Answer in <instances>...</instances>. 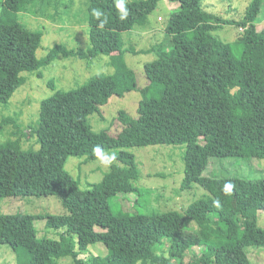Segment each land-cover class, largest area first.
<instances>
[{"label": "trees", "instance_id": "1", "mask_svg": "<svg viewBox=\"0 0 264 264\" xmlns=\"http://www.w3.org/2000/svg\"><path fill=\"white\" fill-rule=\"evenodd\" d=\"M159 1L175 3L176 8L164 26V48L161 43L141 51L153 53L154 60L144 66L147 85L140 90L136 119L127 121L120 112L123 124H131L116 138L96 133L88 122L96 107L137 88L124 56L139 52L127 47L122 33L147 29L148 16ZM204 1L126 0L128 16L121 21L115 0H0V107H7L25 83L23 73L41 78L42 70L64 59L89 64L103 56L112 68L67 90L49 83L54 94L41 100L37 121L28 132L15 119L0 118V133L12 124L18 135L0 143V246L10 248L14 264H57L62 257L72 264H252L248 249L264 248V228L257 224L264 212V178L202 176L210 159L264 160V39L257 37L255 27L263 0H249L237 21L208 13ZM95 9L108 18L103 28L98 27ZM79 11L89 48L70 52L56 44L37 58L42 33L24 23L26 17L58 24ZM226 24L241 29L230 43L215 35ZM197 136L217 144L206 154L183 155L180 190H203L195 208L126 215L115 210L96 216L67 200L77 187L64 170L71 156L96 159V148L122 154L148 146H187ZM23 138H33L27 145H38V150H22ZM105 193L108 205L121 194ZM46 196L59 198L65 213L1 211L5 198ZM37 220L44 221L45 228L62 230L59 239L39 238ZM95 244H102L105 254L82 257Z\"/></svg>", "mask_w": 264, "mask_h": 264}, {"label": "rangeland", "instance_id": "2", "mask_svg": "<svg viewBox=\"0 0 264 264\" xmlns=\"http://www.w3.org/2000/svg\"><path fill=\"white\" fill-rule=\"evenodd\" d=\"M249 0H208L204 1L207 12L219 16L224 20H239L247 7ZM77 4V3H76ZM79 4H77L78 6ZM204 7V9H205ZM176 8L175 3L159 1L154 11L148 16L147 29L135 27L130 32L122 33L127 47H132L137 54H125L124 60L133 71L136 80V90L124 93L122 96H111L102 106L96 107V114L88 118L91 129L96 132H104L112 138L126 128V124L120 119V112L124 119L134 121L136 110L140 100V90L147 85L144 66L154 60L153 53H144L151 46L160 45L164 48V26H166L170 13ZM23 21L31 29L42 33L41 48L37 50L36 57L41 58L47 50L54 45L66 46L68 51H76L78 48H89L87 27L83 23V12L79 11L68 20H60L58 24L50 21H42L28 16ZM215 22V21H213ZM258 38L264 39V0L255 21ZM235 26L226 24L215 35L224 43L232 42L240 33ZM166 48V47H165ZM108 66V67H107ZM112 68L107 57L94 58L89 64L85 61L71 58L59 61L57 65H51L42 70V77L35 74L23 73L25 83L11 96L7 107L0 109V118L4 115L16 120L25 132L28 126L36 123L39 103L54 94V90L48 85L53 84L54 89L64 90L69 87L82 85L91 76L111 73ZM128 118V119H127ZM5 119V118H2ZM1 120V119H0ZM0 133V143L8 139H17L18 135L14 125L3 126ZM21 140L22 150H38V145L30 146L34 139ZM25 140V141H24ZM214 139L197 136L187 146L157 145L143 148L124 150L101 151L96 159L71 156L64 164V170L77 182L73 188V194L67 197L70 204L73 202L78 210L92 215H108L117 210L121 215L129 213H162L166 211L190 210L195 208L203 190L193 186L191 190H180L183 178V155L206 154L216 146ZM127 151V152H126ZM115 155V159H111ZM203 177L232 176L245 179L264 178V160L247 158L210 159ZM92 188V189H91ZM94 188V189H93ZM87 190L93 192L86 193ZM106 191L121 193L109 201ZM75 192L83 196L77 197ZM123 194V195H122ZM78 200H81L78 203ZM86 203V205H85ZM110 206V209H109ZM111 210V211H110ZM1 211L4 214L23 213L29 215H60L65 210L54 196L5 198L1 201ZM257 224L264 228V212L257 216ZM39 238L52 240L59 239L62 230L45 228V222H34ZM97 231H101L96 228ZM106 252L102 244L88 247L82 257L104 255ZM248 255L252 264H264V248L251 246ZM57 264H72L68 257L58 258ZM0 264H14L13 252L7 246H0Z\"/></svg>", "mask_w": 264, "mask_h": 264}, {"label": "clouds", "instance_id": "3", "mask_svg": "<svg viewBox=\"0 0 264 264\" xmlns=\"http://www.w3.org/2000/svg\"><path fill=\"white\" fill-rule=\"evenodd\" d=\"M115 8L119 12V19L121 21L125 20L128 16V8L126 7V0H115ZM93 15L96 19L99 20L98 27L103 28L108 23V18L104 16V13L101 10L99 9L93 10ZM102 16L104 17L103 19H101ZM95 151L97 155H100L102 150L100 148H96ZM111 159H115V155H112ZM231 187L232 186L230 184L226 185L225 190L226 191L230 190ZM215 204L218 207L219 201H216Z\"/></svg>", "mask_w": 264, "mask_h": 264}, {"label": "built area", "instance_id": "4", "mask_svg": "<svg viewBox=\"0 0 264 264\" xmlns=\"http://www.w3.org/2000/svg\"><path fill=\"white\" fill-rule=\"evenodd\" d=\"M240 31H241V29H240Z\"/></svg>", "mask_w": 264, "mask_h": 264}]
</instances>
